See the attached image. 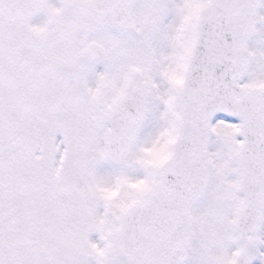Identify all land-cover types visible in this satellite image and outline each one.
Wrapping results in <instances>:
<instances>
[{"label":"snow or ice","instance_id":"6c2138e0","mask_svg":"<svg viewBox=\"0 0 264 264\" xmlns=\"http://www.w3.org/2000/svg\"><path fill=\"white\" fill-rule=\"evenodd\" d=\"M0 264H264V0H0Z\"/></svg>","mask_w":264,"mask_h":264}]
</instances>
